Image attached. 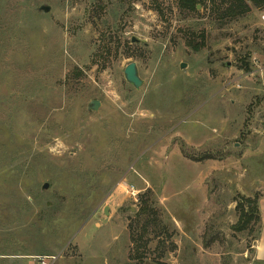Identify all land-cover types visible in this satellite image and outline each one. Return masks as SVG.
I'll list each match as a JSON object with an SVG mask.
<instances>
[{"label":"rangeland","instance_id":"rangeland-1","mask_svg":"<svg viewBox=\"0 0 264 264\" xmlns=\"http://www.w3.org/2000/svg\"><path fill=\"white\" fill-rule=\"evenodd\" d=\"M230 2L0 0V264H262L264 0Z\"/></svg>","mask_w":264,"mask_h":264},{"label":"trees","instance_id":"trees-1","mask_svg":"<svg viewBox=\"0 0 264 264\" xmlns=\"http://www.w3.org/2000/svg\"><path fill=\"white\" fill-rule=\"evenodd\" d=\"M197 0H179V5L181 9L187 11H195ZM248 10V7L245 5L244 0H231L229 7L225 11L227 18H236L239 15H244ZM105 39L102 42V52L106 55H110L113 51L119 49H126L129 45L128 41H123L120 37V34L123 36L125 29L122 25V22L116 24L114 22L112 25L106 28ZM245 203H238L237 208L242 209L241 218L239 220L240 226L239 230L244 231L251 224L253 227L255 225L258 238H260L262 230V218L261 211L256 199H244ZM264 264V263H263Z\"/></svg>","mask_w":264,"mask_h":264},{"label":"water","instance_id":"water-1","mask_svg":"<svg viewBox=\"0 0 264 264\" xmlns=\"http://www.w3.org/2000/svg\"><path fill=\"white\" fill-rule=\"evenodd\" d=\"M41 10L44 11L45 13H47L51 10V8L44 6V7H41ZM131 43L135 44V45H140V44L146 45V42H144V41H142L136 37H133L131 39ZM228 67H230V64H228ZM181 68H185V65H182ZM124 79L129 85H131L132 87H134L137 90L142 87L143 80L140 77V72H139V68H138L137 63L132 62L126 66V68L124 69ZM99 107H100V103L97 101H93L90 103L89 111L97 112L99 110ZM47 188H48V185H45L44 189H47Z\"/></svg>","mask_w":264,"mask_h":264},{"label":"crops","instance_id":"crops-1","mask_svg":"<svg viewBox=\"0 0 264 264\" xmlns=\"http://www.w3.org/2000/svg\"><path fill=\"white\" fill-rule=\"evenodd\" d=\"M262 230L256 248V257L260 263H264V201L261 203Z\"/></svg>","mask_w":264,"mask_h":264},{"label":"built area","instance_id":"built-area-1","mask_svg":"<svg viewBox=\"0 0 264 264\" xmlns=\"http://www.w3.org/2000/svg\"><path fill=\"white\" fill-rule=\"evenodd\" d=\"M263 22H264V16L262 17ZM47 260H50V262H47ZM56 262V258H47V257H43L39 259V264H55Z\"/></svg>","mask_w":264,"mask_h":264}]
</instances>
